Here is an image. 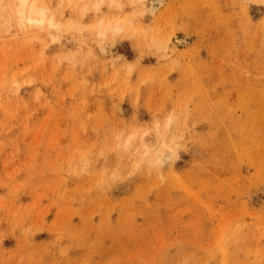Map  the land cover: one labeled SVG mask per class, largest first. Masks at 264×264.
<instances>
[{"label": "rangeland", "instance_id": "1", "mask_svg": "<svg viewBox=\"0 0 264 264\" xmlns=\"http://www.w3.org/2000/svg\"><path fill=\"white\" fill-rule=\"evenodd\" d=\"M10 1L0 264H264V0Z\"/></svg>", "mask_w": 264, "mask_h": 264}, {"label": "bare ground", "instance_id": "2", "mask_svg": "<svg viewBox=\"0 0 264 264\" xmlns=\"http://www.w3.org/2000/svg\"><path fill=\"white\" fill-rule=\"evenodd\" d=\"M64 1L67 2V5H71L75 2V0ZM107 1L110 4H113L115 0H96L93 7L96 10H100L102 4ZM163 4L164 0H151L148 7L145 9V13L152 17ZM10 5L12 19L23 27L33 25L42 26L45 24L51 27L59 26V24L53 20L52 15L48 13V9L44 6H39L36 0H11ZM125 21H128V16L114 17L112 19H107L101 16V18H98L93 23V27L96 29L98 36H105L110 30H113L114 32L112 31V34H115L116 36L122 30V26ZM180 41L182 43H187V40L184 38ZM134 140L135 138L133 136L128 137L125 141V146H130ZM170 154L171 152L168 149H164L162 153L158 152V161H161L163 158H168Z\"/></svg>", "mask_w": 264, "mask_h": 264}]
</instances>
